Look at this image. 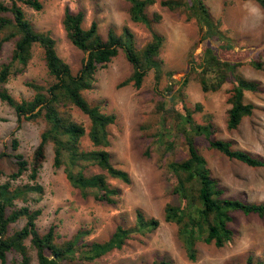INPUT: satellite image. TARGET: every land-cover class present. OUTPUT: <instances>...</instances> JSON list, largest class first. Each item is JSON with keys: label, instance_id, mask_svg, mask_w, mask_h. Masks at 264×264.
<instances>
[{"label": "rangeland", "instance_id": "1", "mask_svg": "<svg viewBox=\"0 0 264 264\" xmlns=\"http://www.w3.org/2000/svg\"><path fill=\"white\" fill-rule=\"evenodd\" d=\"M9 3V0H0ZM212 16L219 20L220 29L232 44V49L220 51V55L234 57L238 54L239 65L236 73L246 79L259 82L260 90L245 91L244 101L253 103L255 108L250 116H245L236 129L226 125L227 111L230 107L228 97L233 79L230 77L218 91L203 92L197 74L191 69L192 56L198 57L203 50L202 35L195 18H187L185 10H167L158 2L147 7L149 15L161 14L154 29L164 36L159 58L162 71L159 80H155L153 68L147 70L140 88L131 83L119 86V82L132 72V65L122 50L95 73L94 87L84 92L92 104H97L106 113H113L115 121L109 126L111 161L117 168L126 170L130 182L108 177V182L121 189V196L115 204L101 202L92 195L82 197L79 190L67 180L63 166L52 165V145L46 147L45 159L39 170L37 181L43 186L40 197L27 202L17 201L18 205L29 204L39 207L41 214L36 220L39 232L44 233L50 225L55 226L56 240L62 241L75 233L79 227H91L88 240H105L117 224L128 227L134 223L135 209L140 207L147 216L160 219L159 226L146 233L134 234L121 249H114L87 264H150L154 259H168L172 264H245L246 257L264 261V217L256 214L235 212L230 226L234 235L223 246L198 243L196 261H190L177 236V226L163 221V209L167 202L173 201L171 188L167 180L164 165L163 147L156 146V136L160 127L156 106L158 98L179 87V81L187 76L188 83L181 90L180 100L192 112L196 123L213 124L214 137L228 140L235 149H242L264 158V10L254 0H204ZM72 11L81 10L84 14L82 26L87 28L92 20L98 24V33L106 38L107 30L112 26L116 33H121L123 26L129 27L135 35L136 47L140 49L150 38L149 31L141 23L129 18V4L125 0H43V7L34 10L21 5L26 18L39 31H48L55 39L58 55L66 61L73 73L81 68L86 53L75 47L67 38L62 27L65 6ZM5 33H0V40ZM15 39L3 42L0 49V64L10 58ZM222 41H211L218 48ZM192 54V55H191ZM237 57V56H236ZM194 61V60H193ZM260 67H255L252 62ZM171 73L170 75L167 73ZM35 81L43 85L52 79L48 76L43 50L35 44L32 57L23 73L9 78L6 86L10 94L18 101L29 99L34 91L26 85ZM173 90V91H174ZM167 95V94H166ZM168 97V95H167ZM200 103L201 110L195 109ZM180 104L177 105L180 112ZM75 120L81 122L86 132L89 119L76 107L69 110ZM208 114V121L204 115ZM169 121V120H168ZM167 123V122H166ZM46 127L42 117L34 120H18L13 108L0 100V152L12 151L11 141L18 140L19 152L31 162L40 133ZM171 136L176 138L175 146L166 156L180 159L186 156V147L182 136L171 129ZM197 146L207 159L211 174L223 189L225 197L246 202H264V167H250L236 159L229 158L217 150L206 148L202 138H196ZM84 149H91L87 135L81 140ZM149 150V154L145 152ZM97 168L87 171L97 172ZM6 175H0V183ZM28 181L25 173L15 184ZM20 219L9 224L8 231L23 226ZM29 247L30 264H37L35 251ZM20 256L8 252L5 264H20ZM1 264V262H0Z\"/></svg>", "mask_w": 264, "mask_h": 264}, {"label": "trees", "instance_id": "2", "mask_svg": "<svg viewBox=\"0 0 264 264\" xmlns=\"http://www.w3.org/2000/svg\"><path fill=\"white\" fill-rule=\"evenodd\" d=\"M125 1L129 4L130 20L143 24L150 34V38L140 49H137L135 35L129 27L123 26L118 34L110 26L106 38H102L95 20L84 28L83 12L72 11L67 5L64 7L62 27L65 34L75 47L86 53L77 73H73L70 65L58 55L55 39L50 32L36 30L25 16L21 5L40 10L43 0L0 2V33H5L0 40V49L3 42L15 39L9 60L0 64V100L13 108L18 120L42 117L46 122L31 162L17 152L16 138L11 141V152H0V175H6V179L0 183L1 264H5L7 253L11 251L20 256V264H30L31 256L26 239L35 251L37 264H87L114 249H121L134 234L150 232L159 226V218L147 216L142 208L137 207L134 223L128 227L117 224L105 240H88L86 237L92 232V228L79 227L71 237L57 241L54 225H50L44 233L39 232L36 226V220L41 214L39 207L17 204L19 200L25 203L42 195L43 186L38 183L37 177L48 144L52 145V165L55 168L63 166L68 182L79 190L82 197L92 195L109 204L118 201L121 189L111 185L107 178L110 176L129 183L130 176L126 170L115 167L107 149L111 145L109 126L114 123L115 115L90 103L84 92L94 87L98 67L111 61L119 50H122L132 65L131 74L119 82V86L131 83L140 88L150 68L154 69L155 80L158 82L162 71L159 54L164 36L154 29V25L161 21L162 16L158 12L149 15L146 11L148 6L158 2L162 8L170 11L185 10L188 12L187 18H195L202 34L198 41L203 42V50L198 57L192 56L194 59L191 61V69L197 74L200 89L203 92L218 91L230 77L233 79L228 97L230 107L227 111V128L236 129L243 117L253 113L254 104L245 102L243 94L245 91H259L261 85L236 73L240 62L235 59L239 58L238 54L237 57L220 55L222 49H232V44L221 31L219 20L212 16L204 0ZM254 1L264 10V0ZM214 40L222 41L218 48L211 45ZM35 44L43 50L47 74L52 81L47 85L27 81L26 85L34 93L29 99L18 101L10 94L6 84L10 77L24 72ZM252 64L260 67L257 62L253 61ZM187 83V76H183L177 89L173 91L169 86L166 93L158 98L155 111L161 125L153 136L157 137L155 145L163 147L167 180L174 198L164 206L163 221L177 226L178 239L186 257L193 262L197 259L198 243L223 246L232 239L234 230L230 223L235 212L264 217V202H246L223 195V189L211 174L196 138H202L206 148L217 150L250 167H264V158L235 149L230 141L214 137L211 122L196 123L184 102H176ZM178 104L183 112L179 111ZM72 107L88 117L87 132L84 125L72 116L69 111ZM195 109L201 110L200 103L195 104ZM208 117V114L204 115L207 121ZM171 129L178 133V137L182 136L186 147V156L183 158L166 156L175 146L176 138L171 136ZM85 134L92 145L91 149L81 146ZM145 153L149 154V150ZM92 168H97L98 171L88 174L87 171ZM25 173L28 181L15 184ZM20 219L25 220L23 226L9 233V224ZM150 264H172V261L154 259ZM245 264H264V261L248 255Z\"/></svg>", "mask_w": 264, "mask_h": 264}]
</instances>
